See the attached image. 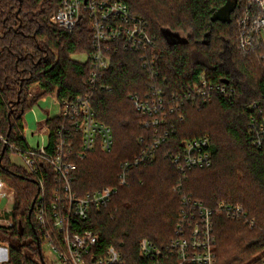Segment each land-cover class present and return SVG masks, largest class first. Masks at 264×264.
Instances as JSON below:
<instances>
[{
    "label": "trees",
    "instance_id": "1",
    "mask_svg": "<svg viewBox=\"0 0 264 264\" xmlns=\"http://www.w3.org/2000/svg\"><path fill=\"white\" fill-rule=\"evenodd\" d=\"M107 1V0H106ZM126 4L132 15L147 25L156 55L154 83L165 102L175 96L179 103L158 128L144 126L131 97H144L153 82L141 67V52L112 50L111 62L92 97L95 120L112 131L109 152L94 150L76 163L71 187L77 197L103 187L118 186L119 166L132 162L156 137L164 139L145 165L130 168L128 186H120L109 203L91 207L88 218L79 223L90 230L101 255L114 246L126 264H146L138 254L141 239L164 246L174 235L182 197L202 202L213 212L216 264H248L264 251V141L254 146L250 123L264 108V61L236 50L237 19L250 0H235L230 23L211 21L212 10L227 0H108ZM59 0H0V134L11 144L26 147L23 115L38 99L28 101L36 85L40 96H52L59 103L73 101L87 91L85 82L94 53L88 22L71 33L50 25ZM185 35V43L170 44L162 30ZM117 46V45H116ZM149 50H145L150 60ZM85 54L86 62L72 59ZM233 88L232 98L213 92L207 102H192L183 94L192 92L200 79ZM62 118L45 121L49 141L54 139ZM208 137L210 167L194 168L182 174L171 157L182 153V143ZM0 141V180L14 195L9 215L12 226L0 228V244L9 245L5 264H39L41 241L28 216L37 195L31 177L5 160L9 152ZM238 206L243 218L230 220L218 208ZM1 246V245H0ZM24 252L21 253L20 250ZM42 255V252H41ZM44 259V258H43ZM165 264H177L168 258Z\"/></svg>",
    "mask_w": 264,
    "mask_h": 264
},
{
    "label": "built area",
    "instance_id": "2",
    "mask_svg": "<svg viewBox=\"0 0 264 264\" xmlns=\"http://www.w3.org/2000/svg\"><path fill=\"white\" fill-rule=\"evenodd\" d=\"M85 21L91 29V42L94 53L90 57V72L85 82L87 91L73 101H58L57 116L62 122L56 127L52 142L44 124L41 131L32 136L39 138L37 148L11 145L1 134L0 141L9 152L15 153L24 163V171L37 187L32 213L42 246L59 264H126L119 250L108 247L101 255L94 253L99 245L98 237L90 230H81L79 223L88 218L91 207L99 208L110 202L120 186H128L130 168L145 165L154 157V151L164 139L156 137L151 146L142 150L132 162L119 166L118 186L103 187L77 197L70 185L76 163L85 160L94 150L109 152L112 149V131L95 120L92 110V97L98 88H103L100 79L111 62L112 50L138 53L141 67L149 71V81L153 82L145 96L131 97L135 111L144 119V126L158 128L169 113H174L178 99L172 96L168 101L154 83L157 75L154 68L156 55L153 41L147 35V25L130 12L123 2L106 0H59V6L50 18V25L71 34ZM239 27L236 50L242 54L254 55L264 61V0H250L249 5L237 19ZM117 45V46H116ZM150 54V60L146 53ZM192 92L183 94L192 102H207L213 92L232 98L233 88L208 83L203 78ZM252 109L264 108L255 102ZM48 120V119H47ZM45 123V122H44ZM252 144L264 141V115L251 120ZM252 135V137H253ZM210 141L208 137L185 141L182 153L173 155L171 163L184 175L186 171L210 167ZM2 200L6 203L2 206ZM13 192L8 191L0 180V228L12 226L10 214L14 205ZM228 219L243 218V210L238 206H218ZM213 212L203 203L182 197L178 220L173 238L164 246L157 247L150 239H141L138 254L146 264H165L168 258H175L177 264H216L215 237L213 236ZM1 247V246H0ZM8 248H0L1 262H8ZM248 264H264V251Z\"/></svg>",
    "mask_w": 264,
    "mask_h": 264
},
{
    "label": "rangeland",
    "instance_id": "3",
    "mask_svg": "<svg viewBox=\"0 0 264 264\" xmlns=\"http://www.w3.org/2000/svg\"><path fill=\"white\" fill-rule=\"evenodd\" d=\"M50 23V20H49ZM180 37L184 38L185 35H181L178 34ZM87 56L85 54H81V55H74L72 56V59L78 62H86L87 61ZM33 88L30 89V91L28 92V101H33L35 99H38L37 103L35 105H33L27 112L26 114H24L23 116H25V120L28 123V133H27V140H28V144H30L31 147L37 148L40 146V142H39V138L36 136H30V132L35 131L33 128V125L35 123V119L41 121L42 118L46 117L47 115H50L52 112H55V108L56 105H54L52 99V96H40L41 93V89L39 87H37L36 85L32 86ZM44 97V98H43ZM41 98V99H40ZM40 100V101H39ZM24 119V117H23ZM23 119H22V123H23ZM36 130H40L41 131V124L39 123L38 126L36 127ZM23 132V136H24ZM5 160L9 161L11 163L12 166H15L21 173H25L24 171V163L22 161V159H20L15 153L12 152H8L5 155ZM26 174V173H25ZM8 191H11L8 188ZM12 192V191H11ZM2 206H4V204L6 203L4 200H2ZM1 247L0 248H9V245L6 241V239H3V241L1 242ZM21 253L24 252L23 249L20 250ZM41 252H42V258H44V262L45 264H59L57 262V260L52 257V255L49 254L48 248L45 246H41ZM260 253H262V251H260ZM260 253H258L255 256H259ZM34 259V261L40 263V258L38 257H34V255H32V257ZM1 258H0V262H1ZM7 262L4 263H0V264H5Z\"/></svg>",
    "mask_w": 264,
    "mask_h": 264
},
{
    "label": "water",
    "instance_id": "4",
    "mask_svg": "<svg viewBox=\"0 0 264 264\" xmlns=\"http://www.w3.org/2000/svg\"><path fill=\"white\" fill-rule=\"evenodd\" d=\"M235 0H227L225 2L224 5H222V7L218 10H212V16H211V21L213 22H226V23H230V15L231 13L235 10ZM162 36L164 39H167V41L170 43V44H181V43H185L186 42V38H182L178 35V33H174V32H171L169 29H166V30H162ZM5 150V148H4ZM4 150L2 151V155H3V152ZM1 159V157H0ZM34 200L30 206V210L28 212V216L31 217V211H32V208L34 206ZM38 258H40V263L41 264H45L44 262V259L42 258V255H41V250H40V247H39V244H38Z\"/></svg>",
    "mask_w": 264,
    "mask_h": 264
},
{
    "label": "crops",
    "instance_id": "5",
    "mask_svg": "<svg viewBox=\"0 0 264 264\" xmlns=\"http://www.w3.org/2000/svg\"><path fill=\"white\" fill-rule=\"evenodd\" d=\"M44 98V97H43ZM41 99V98H40ZM40 101V100H39ZM52 101H53V103H54V105H56V110H55V112H52L50 115H47L46 117H44V118H42V120L41 121H39V120H37V119H35V123H34V125H33V128H34V130L35 131H31L30 132V136L31 135H33V133H35V132H37L38 130H36V127L38 126V124L40 123L41 124V127H43V124H44V122L47 120V119H52V118H55V116H57V113H58V100H56V98H55V96L53 97V99H52ZM28 123L26 122V120H25V116H24V119H23V130H24V138H25V142L28 144V140H27V133H28Z\"/></svg>",
    "mask_w": 264,
    "mask_h": 264
}]
</instances>
